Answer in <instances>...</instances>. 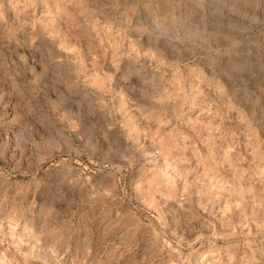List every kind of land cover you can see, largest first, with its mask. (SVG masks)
<instances>
[{"label":"rangeland","instance_id":"374dc122","mask_svg":"<svg viewBox=\"0 0 264 264\" xmlns=\"http://www.w3.org/2000/svg\"><path fill=\"white\" fill-rule=\"evenodd\" d=\"M0 264H264V0H0Z\"/></svg>","mask_w":264,"mask_h":264}]
</instances>
